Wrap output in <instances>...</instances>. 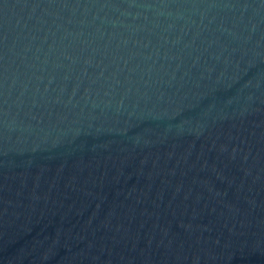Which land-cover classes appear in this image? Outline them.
Listing matches in <instances>:
<instances>
[{"label": "water", "instance_id": "obj_1", "mask_svg": "<svg viewBox=\"0 0 264 264\" xmlns=\"http://www.w3.org/2000/svg\"><path fill=\"white\" fill-rule=\"evenodd\" d=\"M0 264H264V0H0Z\"/></svg>", "mask_w": 264, "mask_h": 264}]
</instances>
